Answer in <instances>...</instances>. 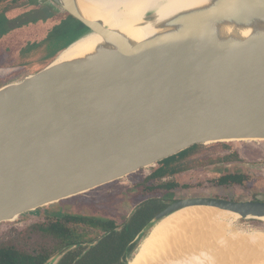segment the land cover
Returning a JSON list of instances; mask_svg holds the SVG:
<instances>
[{
  "label": "water",
  "instance_id": "95a60500",
  "mask_svg": "<svg viewBox=\"0 0 264 264\" xmlns=\"http://www.w3.org/2000/svg\"><path fill=\"white\" fill-rule=\"evenodd\" d=\"M49 1L57 11L40 14L41 26L32 23L46 39L35 57L49 62L0 87V225L196 146L264 141V32L216 42L207 31L224 21L264 26V0H206L170 21L188 26L134 45L87 19L81 0ZM91 34L102 38L100 50L59 61ZM166 206L136 236L122 264H130L156 224L186 209L264 222V194L248 201L193 197ZM105 237L63 248L44 264H61L81 248L84 257Z\"/></svg>",
  "mask_w": 264,
  "mask_h": 264
},
{
  "label": "rangeland",
  "instance_id": "374dc122",
  "mask_svg": "<svg viewBox=\"0 0 264 264\" xmlns=\"http://www.w3.org/2000/svg\"><path fill=\"white\" fill-rule=\"evenodd\" d=\"M12 1L14 0L0 2V87L14 80H21L49 62V59L45 60L41 57L43 59L38 60L40 57H35V53L46 42L45 38L40 37L38 27L23 23L20 24L19 30H12L11 24L24 19L25 13L29 10V7L24 5H19L17 9L16 7L7 8ZM41 25L39 23L38 26ZM50 38H58V34L55 33V38ZM205 147L212 148L209 151H203L198 156L200 161L192 163L189 171L164 179L165 182H175L180 186L174 190V200L210 196L248 201L255 200L258 194H264V141L220 143ZM233 155L238 159L232 162H222L224 158ZM156 167L158 166L27 213L14 222L3 223L0 225V243L11 241L21 234L27 243L26 249L35 244L41 246L43 244L41 236L32 233L30 227L36 223L48 221L49 217L91 216L98 219L115 218L123 221L145 200L161 197V193L144 196L140 190L141 185ZM227 173H244L247 180H250L247 182L246 190L229 189L219 196L218 189L210 183ZM182 186L188 188L185 189ZM232 221L231 232L233 233H264L263 221L239 218H233ZM87 231L88 240L98 236V231L92 228H87Z\"/></svg>",
  "mask_w": 264,
  "mask_h": 264
},
{
  "label": "bare ground",
  "instance_id": "6f19581e",
  "mask_svg": "<svg viewBox=\"0 0 264 264\" xmlns=\"http://www.w3.org/2000/svg\"><path fill=\"white\" fill-rule=\"evenodd\" d=\"M83 15L120 32L134 45L156 34L182 29L170 21L206 6V0H81ZM216 42L241 40L264 32L253 25L224 21L208 28ZM104 43L91 34L68 49L59 61L96 53ZM238 216L209 208L186 209L156 224L130 264H264V233L231 232ZM234 228V227H233Z\"/></svg>",
  "mask_w": 264,
  "mask_h": 264
},
{
  "label": "trees",
  "instance_id": "16d2710c",
  "mask_svg": "<svg viewBox=\"0 0 264 264\" xmlns=\"http://www.w3.org/2000/svg\"><path fill=\"white\" fill-rule=\"evenodd\" d=\"M214 147V146H212ZM212 147L196 146L177 156L161 162L158 167L154 168L150 176L141 185L142 195L162 194L160 198L153 200V206L144 208L143 206L134 216L131 230L129 233L119 234L116 231L97 248L94 253H98L103 246L114 241H120L114 254H106L105 258L82 260L78 264H122L121 260L125 259L126 250L131 246L136 236L142 229L167 206L165 200H174V190L179 188L175 182H165L164 179L183 174L190 170V165L200 161L198 156L203 151H209ZM238 157L233 155L224 158L222 162H232ZM247 176L243 173H227L219 179L211 181V185L218 189L219 196L229 189L247 188ZM187 189V186H182ZM100 228L104 231H111L114 225L95 222L92 219L79 216H66L63 218H48V221L39 222L30 227V231L39 234L43 240L41 246L35 244L26 249L27 243L21 234L13 240L0 243V264H44L50 257L71 245L82 244L88 240L87 228ZM119 234V235H118ZM91 240V239H90ZM130 247V248H131ZM76 253H72L65 258L62 264H72Z\"/></svg>",
  "mask_w": 264,
  "mask_h": 264
},
{
  "label": "flooded vegetation",
  "instance_id": "af4514ba",
  "mask_svg": "<svg viewBox=\"0 0 264 264\" xmlns=\"http://www.w3.org/2000/svg\"><path fill=\"white\" fill-rule=\"evenodd\" d=\"M3 0H0V2H2ZM1 74H2V72H1ZM259 195V194H258ZM257 196V195H256ZM256 198V197H255ZM156 198H150V199H148V200H145L142 204H140L139 206H137L136 207V209L132 212V214L128 217V218H126L125 220H123V221H119V220H117V219H115V218H110V219H98V218H93V217H91V216H79V217H85V218H89V219H92V220H94L95 222H101V223H104V224H107V225H109V224H113L114 225V229L113 230H111V231H104V230H102V229H100V228H97V229H95V228H93V227H91L93 230H95V231H98L97 233H98V236L96 237V238H91V240H89V241H86V242H84V243H87V242H94V241H96L97 239H99V238H101V237H105L103 240H102V242L97 246V247H95V248H93L91 251H89L84 257H82V254H83V252H84V250H85V248H81V249H79L78 251H76L75 253H76V256H75V258H74V261H73V263L72 264H78L79 262H81L82 260H84V259H86V258H88V257H90L89 259H91V258H93V259H101V258H105V256L104 255H106V254H110V255H112V254H114V252L117 250V248H118V246H119V242L120 241H114V242H112V243H110V244H108V245H105V246H103V248L101 249V250H99L98 251V253L96 254V253H94V250H96L97 248H99V246L111 235V233L114 231H116V229H118V228H120V230L117 232V233H119V234H123V232H127V233H129L130 232V230H131V226H132V222H133V219H134V216L136 215V212L140 209V207L141 206H143L144 208H146V207H151V206H153L152 204V202H153V200H155ZM168 201H171V200H165L164 201V204L166 205V202H168ZM66 217V216H65ZM58 218H63V217H58ZM130 219V222H129V224L127 223L128 222V220ZM100 234V235H99ZM118 234V235H119ZM84 243H82V244H84ZM74 253V252H73ZM70 254H72V253H70ZM69 254V255H70ZM69 255H67V256H69ZM66 256V257H67ZM82 257V259H80ZM65 260V259H64ZM63 260V261H64ZM62 261V262H63ZM62 264V263H61Z\"/></svg>",
  "mask_w": 264,
  "mask_h": 264
},
{
  "label": "crops",
  "instance_id": "0c3cea01",
  "mask_svg": "<svg viewBox=\"0 0 264 264\" xmlns=\"http://www.w3.org/2000/svg\"><path fill=\"white\" fill-rule=\"evenodd\" d=\"M19 5H24L26 7H29L31 10V14L29 13H25L24 15V19L21 20H17L16 22H13L11 24V28L12 30H19L21 25L20 24H32V23H36L40 17V14L44 13V12H49L50 8H52V10L57 11V7L48 0V2H44L40 4V0H21L19 3L17 4H13L12 2L10 3V5L7 6V8H12V7H16L19 8Z\"/></svg>",
  "mask_w": 264,
  "mask_h": 264
}]
</instances>
